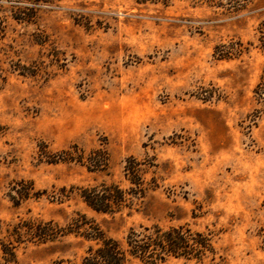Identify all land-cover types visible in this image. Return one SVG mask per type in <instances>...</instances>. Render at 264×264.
I'll return each mask as SVG.
<instances>
[{
  "label": "rangeland",
  "instance_id": "1",
  "mask_svg": "<svg viewBox=\"0 0 264 264\" xmlns=\"http://www.w3.org/2000/svg\"><path fill=\"white\" fill-rule=\"evenodd\" d=\"M0 15L1 220L66 227L80 213L121 241L189 225L212 250L163 264H264V0H62L30 24ZM98 150L104 171L52 162ZM130 157L154 163L144 177L157 187L132 210L89 208L77 188L127 189ZM90 244H24L18 263L79 262Z\"/></svg>",
  "mask_w": 264,
  "mask_h": 264
},
{
  "label": "trees",
  "instance_id": "2",
  "mask_svg": "<svg viewBox=\"0 0 264 264\" xmlns=\"http://www.w3.org/2000/svg\"><path fill=\"white\" fill-rule=\"evenodd\" d=\"M59 1L62 0H0V14L9 11L11 18L16 22L30 24L36 21L43 8H52ZM171 1L137 0L139 3H162L165 6H169ZM5 4H9L7 8ZM5 30V18L0 15V35H3ZM258 32L261 49L264 51V21L260 24ZM236 44V53L231 52L226 56H239L244 53L243 44ZM257 90V94L264 99V75ZM85 160L89 164V170L93 171H104L109 165L108 154L104 150L93 151L87 158L84 152L78 157L66 154L65 157H58L52 162L83 163ZM152 166H155L154 163L130 157L124 167V178L130 185L127 189L115 182H102L77 190L84 203L98 213L114 215L126 209L132 210L143 203L153 187H157L155 184L149 185L144 177L147 169ZM70 234H76L91 244L79 262L62 260L56 264H130L132 261L163 264L171 257L202 261L206 252L213 248L210 235L194 231L189 225L167 229L160 225L140 226L139 229H131L125 240L121 241L107 235L95 220L78 213L66 227H61L53 220L19 219L15 223L0 219L2 258L7 264H19L17 251L22 245L55 242Z\"/></svg>",
  "mask_w": 264,
  "mask_h": 264
}]
</instances>
